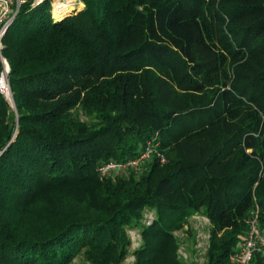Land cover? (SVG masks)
I'll return each mask as SVG.
<instances>
[{
    "label": "trees",
    "instance_id": "trees-1",
    "mask_svg": "<svg viewBox=\"0 0 264 264\" xmlns=\"http://www.w3.org/2000/svg\"><path fill=\"white\" fill-rule=\"evenodd\" d=\"M52 2L22 4L3 39L0 264H123L132 229L133 264H197L176 234L195 214L206 264H228L257 211L264 234V0ZM156 135L165 164L101 176Z\"/></svg>",
    "mask_w": 264,
    "mask_h": 264
},
{
    "label": "built area",
    "instance_id": "built-area-1",
    "mask_svg": "<svg viewBox=\"0 0 264 264\" xmlns=\"http://www.w3.org/2000/svg\"><path fill=\"white\" fill-rule=\"evenodd\" d=\"M28 1H32L33 7H36L43 3L45 0H0V62L3 67V71L0 76V93L6 97L13 108L14 99L9 81L10 65L3 54V50L5 48L3 39L8 31L9 26L16 19L21 5L27 3ZM57 2L59 3V5H57ZM81 4L82 3L80 2V0H53V15L55 18H57L55 16L56 9H61L68 5H74V9H76ZM159 145L160 142L158 141V135H156L155 138L147 142L140 156L126 162L110 161L107 164L102 165L99 169V172L102 177H110L112 175V172H115L117 170L136 169L141 166V163L143 161H147L149 159L153 161L155 158L159 159L161 164H165L167 162V159L158 151L157 148L159 147ZM145 218L147 220V223L151 224L154 220V215H149L147 213L145 215ZM204 219L206 220V224L210 227L209 219L206 217ZM209 240V229L207 231L198 230L195 247L200 256L199 260L201 261L203 260L202 257L204 255L206 256L207 254ZM256 254L260 255L262 264H264V234L262 233L259 225L258 211L252 215L249 221V229L247 230L243 239L238 243V245L229 255L228 264H253ZM179 256L184 261H188L189 259V255L184 252V248L181 247V245L179 248Z\"/></svg>",
    "mask_w": 264,
    "mask_h": 264
},
{
    "label": "rangeland",
    "instance_id": "rangeland-1",
    "mask_svg": "<svg viewBox=\"0 0 264 264\" xmlns=\"http://www.w3.org/2000/svg\"><path fill=\"white\" fill-rule=\"evenodd\" d=\"M80 6H79L80 8L84 7L82 6V4ZM70 7L71 9L64 10L63 14L66 15L75 10L74 5H71ZM79 115L81 119L88 121V118L82 112H80ZM151 162L152 161L149 159L147 161H143L139 168L117 170L115 172H112V175L110 177H112L113 179H116L117 177H128V175L131 172L140 174L142 172H145L149 168V165ZM146 213H148L149 215L151 214H153L154 216L156 215L154 210H148L146 211ZM204 218L205 216L202 214H195L188 219V224L185 226L183 230L176 232L178 241L181 247H183L184 252L189 255V259L187 261L189 263L196 262L197 264H206V260H207L206 256L204 255L202 257L203 258L202 261L199 260L200 256L195 247L198 230L207 231L209 229V226L206 224V220ZM129 235L132 240V245L130 248V255L128 256V258L125 260L123 264H133L134 256L132 255V253L137 248V246L141 243V235L138 230H133V229L129 230ZM73 264H90V263H88L82 256H80L75 260Z\"/></svg>",
    "mask_w": 264,
    "mask_h": 264
},
{
    "label": "bare ground",
    "instance_id": "bare-ground-1",
    "mask_svg": "<svg viewBox=\"0 0 264 264\" xmlns=\"http://www.w3.org/2000/svg\"><path fill=\"white\" fill-rule=\"evenodd\" d=\"M69 1H73V0H69ZM57 5H59L58 2H57ZM66 9H71L70 5L65 6V7L61 8V9H56V10H55V16H56L57 18H62V17H64L65 14H63V11L66 10Z\"/></svg>",
    "mask_w": 264,
    "mask_h": 264
},
{
    "label": "water",
    "instance_id": "water-1",
    "mask_svg": "<svg viewBox=\"0 0 264 264\" xmlns=\"http://www.w3.org/2000/svg\"><path fill=\"white\" fill-rule=\"evenodd\" d=\"M13 109L15 110V113L18 114L15 104H14V108Z\"/></svg>",
    "mask_w": 264,
    "mask_h": 264
}]
</instances>
